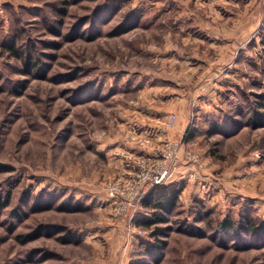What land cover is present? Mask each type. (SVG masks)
<instances>
[{
  "label": "rangeland",
  "instance_id": "obj_1",
  "mask_svg": "<svg viewBox=\"0 0 264 264\" xmlns=\"http://www.w3.org/2000/svg\"><path fill=\"white\" fill-rule=\"evenodd\" d=\"M259 114L264 0H0V264H264ZM167 139L155 235L105 187Z\"/></svg>",
  "mask_w": 264,
  "mask_h": 264
},
{
  "label": "built area",
  "instance_id": "obj_2",
  "mask_svg": "<svg viewBox=\"0 0 264 264\" xmlns=\"http://www.w3.org/2000/svg\"><path fill=\"white\" fill-rule=\"evenodd\" d=\"M175 121V116L170 115L166 124L167 128H173ZM178 146L188 147V143L184 139L181 142L167 139L161 149L152 156L127 157L123 172L118 177L108 180L105 187L107 198L111 200L115 214L124 215L125 211L134 208L143 199L145 193L154 186L167 184L177 166ZM184 158L192 162L196 166V171L199 172L202 163L196 155L185 152ZM195 177L196 172L192 175V178Z\"/></svg>",
  "mask_w": 264,
  "mask_h": 264
},
{
  "label": "trees",
  "instance_id": "obj_3",
  "mask_svg": "<svg viewBox=\"0 0 264 264\" xmlns=\"http://www.w3.org/2000/svg\"><path fill=\"white\" fill-rule=\"evenodd\" d=\"M256 119L264 120V114L255 115ZM181 189L176 185H156L153 189L148 191L142 198V205L150 210L151 217L149 219H140L137 226L144 229H153L157 234L162 233V229L158 224L166 223L168 215L177 207L179 201V194ZM262 231H264V221L262 222ZM220 233L234 232L236 225L230 222H222L218 225ZM243 229V228H241Z\"/></svg>",
  "mask_w": 264,
  "mask_h": 264
},
{
  "label": "crops",
  "instance_id": "obj_4",
  "mask_svg": "<svg viewBox=\"0 0 264 264\" xmlns=\"http://www.w3.org/2000/svg\"><path fill=\"white\" fill-rule=\"evenodd\" d=\"M185 125V124H184ZM184 126L182 125L181 119H179L177 128L175 129L174 132H171L170 134L172 135V138H177L180 136L182 130H183ZM169 134V133H168Z\"/></svg>",
  "mask_w": 264,
  "mask_h": 264
}]
</instances>
